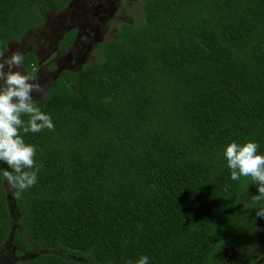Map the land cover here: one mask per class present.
<instances>
[{
	"label": "trees",
	"instance_id": "1",
	"mask_svg": "<svg viewBox=\"0 0 264 264\" xmlns=\"http://www.w3.org/2000/svg\"><path fill=\"white\" fill-rule=\"evenodd\" d=\"M69 1L0 0V52ZM140 4L93 64L34 101L54 130H20L40 170L18 199L0 172V254L42 253L15 264H222L264 243L258 187L224 156L248 141L264 155V0Z\"/></svg>",
	"mask_w": 264,
	"mask_h": 264
},
{
	"label": "clouds",
	"instance_id": "2",
	"mask_svg": "<svg viewBox=\"0 0 264 264\" xmlns=\"http://www.w3.org/2000/svg\"><path fill=\"white\" fill-rule=\"evenodd\" d=\"M23 64L21 52H13L8 57L0 52V162L11 169H0V172L17 199L37 183L40 170L34 160L36 149L25 143L20 130L24 133L54 130L50 115L35 105L32 96L33 92L43 95L44 88L32 76L22 74ZM25 115L29 117L27 123L21 118ZM258 148L259 145L252 141L244 144L232 142L224 151L231 179L251 177L258 187L259 194L252 196L254 204L264 202V155L258 154ZM256 215L264 217V206L256 210ZM136 264H148V257L141 256Z\"/></svg>",
	"mask_w": 264,
	"mask_h": 264
},
{
	"label": "flooded vegetation",
	"instance_id": "3",
	"mask_svg": "<svg viewBox=\"0 0 264 264\" xmlns=\"http://www.w3.org/2000/svg\"><path fill=\"white\" fill-rule=\"evenodd\" d=\"M131 3L132 0H70L62 11L44 13L43 23L38 29L28 31L18 41L8 43L4 56H11L16 51L24 57L33 55L36 60L35 64H31L35 70L33 78L35 81H39L41 76L44 78L43 81L47 82L43 87L45 93L60 73L79 70L89 58L94 59L92 53L99 46L115 37L119 28L134 25L136 21L128 14L130 11H136L137 18L141 19V4L133 7ZM69 34L73 37L68 49L62 52L60 45ZM31 35L44 38L48 45L35 47V43L25 44L24 39ZM108 35L110 39H106ZM28 68L24 63L20 69L22 74L27 75ZM42 96L38 94L39 99ZM222 264H264V243L248 250L230 247L223 253Z\"/></svg>",
	"mask_w": 264,
	"mask_h": 264
},
{
	"label": "rangeland",
	"instance_id": "4",
	"mask_svg": "<svg viewBox=\"0 0 264 264\" xmlns=\"http://www.w3.org/2000/svg\"><path fill=\"white\" fill-rule=\"evenodd\" d=\"M142 1L143 0H132L131 4L133 7H139V5ZM135 13H137V12L136 11H130L128 14L130 15V17H132L134 19V21L137 22L139 19L137 18V15ZM110 38H111L110 35H108L106 37V39H110ZM24 43L27 45L29 43H35V47H41L42 45H48V41H46L44 38H40L39 36L34 37L33 35L27 36L24 39ZM16 50H19V49L17 48ZM92 55H93L94 59L89 58L86 62L87 64H93L98 59V52L97 51H94L92 53ZM43 80H44V78H42V76H41V79H39V81L37 80L36 82H39L43 87H45L47 82H44ZM32 96H33L34 101L40 100L38 97V93L33 92ZM11 213H13L12 206H11ZM17 251L18 250L15 247H12L11 244H8L5 247L4 251L0 254V264H15V263L20 262V261H29V260L34 259L37 255L42 253V250H35V251L29 252V253L17 254Z\"/></svg>",
	"mask_w": 264,
	"mask_h": 264
},
{
	"label": "water",
	"instance_id": "5",
	"mask_svg": "<svg viewBox=\"0 0 264 264\" xmlns=\"http://www.w3.org/2000/svg\"><path fill=\"white\" fill-rule=\"evenodd\" d=\"M4 188H5L6 192L9 190V189L6 187V185H4ZM7 198H9V197L7 196ZM9 206H10V205H9ZM9 240H10V242H11V241H12V238H10Z\"/></svg>",
	"mask_w": 264,
	"mask_h": 264
}]
</instances>
